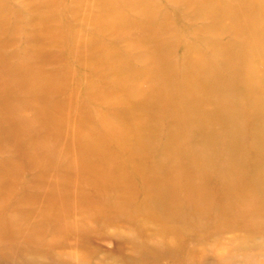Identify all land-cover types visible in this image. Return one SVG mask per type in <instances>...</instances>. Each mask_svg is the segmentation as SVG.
<instances>
[{
    "label": "rangeland",
    "instance_id": "374dc122",
    "mask_svg": "<svg viewBox=\"0 0 264 264\" xmlns=\"http://www.w3.org/2000/svg\"><path fill=\"white\" fill-rule=\"evenodd\" d=\"M210 6L264 0H0V264H264V97Z\"/></svg>",
    "mask_w": 264,
    "mask_h": 264
},
{
    "label": "bare ground",
    "instance_id": "6f19581e",
    "mask_svg": "<svg viewBox=\"0 0 264 264\" xmlns=\"http://www.w3.org/2000/svg\"><path fill=\"white\" fill-rule=\"evenodd\" d=\"M205 13L219 20L221 25H227L228 28L232 29L231 41L236 38V42L233 43H230L231 41L223 42V44L216 42L223 45L219 49L225 57L226 64L231 67V72L227 79L229 83L224 84L226 85L225 88L233 86L239 93H248L251 88H259L264 97V78L262 74V68H264V26L259 25L264 22V6L261 7L256 19L247 21L241 13L231 16L227 10L225 11L224 8L218 6L208 7ZM213 22L216 24L215 21ZM241 22L245 25L241 24ZM215 30H218L217 27H212V31ZM209 33L217 34V32ZM237 33H239V36H237ZM183 63L189 67L190 63L192 64V70L187 76H189L188 81L192 89L197 93H217L218 98L220 97L219 94L224 95L226 93V91L222 92L221 89H218L217 86H213L212 90L209 76L201 70L200 66L196 65V62L185 60ZM189 99L184 97L180 101L181 105L188 107L192 100L190 96ZM172 108L175 109L174 107Z\"/></svg>",
    "mask_w": 264,
    "mask_h": 264
}]
</instances>
